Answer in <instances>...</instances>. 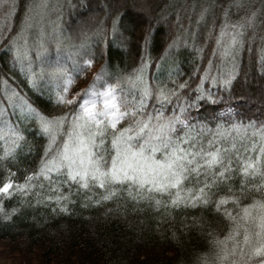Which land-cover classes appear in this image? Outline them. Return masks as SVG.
<instances>
[{"label": "snow or ice", "instance_id": "6c2138e0", "mask_svg": "<svg viewBox=\"0 0 264 264\" xmlns=\"http://www.w3.org/2000/svg\"><path fill=\"white\" fill-rule=\"evenodd\" d=\"M72 7V0H29L16 34L10 35L18 0H0V46L7 44L15 61L37 78L50 75L56 79V104L73 106L68 113L50 117L35 112L18 91L0 95V140L12 145L0 159H11L15 149L21 147L24 136L20 128L24 119L31 117L38 122L39 131L48 139L38 170L26 174L24 182L18 184H13L9 174L0 186V194L11 197V190L16 189L24 196L40 177L48 181L49 188L56 184L67 185L69 190L74 185L86 190L105 189L109 194L103 195L102 200L111 198L113 186H122L133 199L154 200L157 206L162 203L158 197L164 196L173 208H195L214 202L217 212L231 202L236 208L224 212L231 222L227 235L223 239L213 238V255L197 256L193 264H264V199L241 206L234 196L213 201L212 191L218 178L231 179L228 173L234 169L231 158L226 161L222 155L228 151L222 142L233 136L250 141L244 145L245 151L256 154L237 157L241 176L245 182L260 177L261 183L254 185V189L264 191V125L252 119L247 122L233 119L227 114L214 117L217 122L211 125L200 118L205 104L216 111L215 106L223 103L219 92H227L237 79L246 30L254 27L257 14L253 12L251 17L232 21L226 12L206 64L194 69V75L183 82L179 71L169 73L167 80L146 76L145 70L150 65L145 56L133 73L103 90L97 86L106 75V70L101 69L93 83L74 100L68 98L70 86L94 66L92 49L103 42L108 29L106 22L100 20L92 29L81 27L74 36L64 20L66 10ZM206 11L200 13L196 31L191 30L190 18L189 26L184 28L177 15L176 24L181 31L169 47H191L203 61L204 49L213 39L216 27L208 30L204 44L199 45L200 22L205 20ZM107 15L114 32L119 10L113 13L109 7ZM163 19L167 21L168 17ZM77 40L78 43L74 42ZM65 46L74 50L71 68L58 64L51 73L35 72L34 65L51 48L59 51ZM261 57L264 60V51ZM196 77L193 86L190 82ZM106 142L110 148H105ZM245 186L242 184V189ZM56 201L70 202L63 194ZM67 210L60 208L61 212ZM14 212L10 213L0 202V214L4 217L10 219Z\"/></svg>", "mask_w": 264, "mask_h": 264}, {"label": "trees", "instance_id": "16d2710c", "mask_svg": "<svg viewBox=\"0 0 264 264\" xmlns=\"http://www.w3.org/2000/svg\"><path fill=\"white\" fill-rule=\"evenodd\" d=\"M27 3L29 0H18L10 35L16 34ZM72 4L64 16L71 34H78L81 27L92 29L100 20L106 22L108 29L107 37L92 49L94 66L86 75L80 74L70 86L68 98L74 100L93 83L101 69L106 70V75L97 86L103 90L108 84L115 86L120 78L133 73L145 56L150 65L145 70L146 76L167 80L169 73L179 71V79L183 82L194 75V69L206 64L226 12L232 21L251 17L255 12V25L246 30L245 51L237 79L227 92H219L223 103L215 106L216 111L205 104L200 118L211 125L217 122L214 117L227 114L233 119L245 122L252 119L264 125V60L261 57L264 0H72ZM109 7L113 13L119 10L114 32L107 15ZM204 9L207 11L205 20L200 22L198 44L203 45L208 30L213 25L216 27L201 61L191 47L173 49L169 45L181 31L176 24L177 15L184 28L189 26L190 18L191 30L196 31ZM164 16L168 17L167 21ZM73 51L67 46L59 51L51 48L42 61H37L38 66L34 65L35 72L51 73L58 64L71 68ZM197 79L190 83L195 86ZM12 91L26 97L35 112L50 117L68 113L73 107L58 106L55 102L57 80L50 75L37 78L15 61L14 52L5 44L0 46V95ZM20 131L24 136L21 147L15 149L11 159H0V186L9 174L13 184L23 183L26 174L38 170L48 147V139L41 134L33 118L24 119ZM247 143L250 141H242L240 136L222 142V147L228 149L222 155L226 161L231 158L234 171L228 173L230 180L218 178L212 189L213 201L222 196H234L239 198L241 206H246L264 199V191L254 189V185L261 183L260 177L245 182L237 163V157L256 155L245 151ZM11 147L10 141L5 144L0 140V157ZM105 148H110V143L106 142ZM242 184H246L244 189ZM11 191V197L0 194L5 209L10 213L15 210L10 219L0 214V245L9 251L7 254H18L21 264H193L197 256L213 255L212 239H223L231 227L225 209L236 208L231 202L219 212L214 202L195 208H173L166 196L158 197L162 203L157 206L154 200L133 199L122 186H113L111 198L102 200L103 195L109 194L105 189L86 190L74 185L69 190L67 185L56 184L49 188L48 181L40 177L33 181L32 190L24 196L16 189ZM60 194L70 202L57 203L56 197ZM61 207L68 210L61 212Z\"/></svg>", "mask_w": 264, "mask_h": 264}, {"label": "rangeland", "instance_id": "374dc122", "mask_svg": "<svg viewBox=\"0 0 264 264\" xmlns=\"http://www.w3.org/2000/svg\"><path fill=\"white\" fill-rule=\"evenodd\" d=\"M7 252L9 251L0 245V264H21L18 254H7Z\"/></svg>", "mask_w": 264, "mask_h": 264}]
</instances>
